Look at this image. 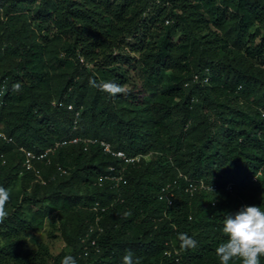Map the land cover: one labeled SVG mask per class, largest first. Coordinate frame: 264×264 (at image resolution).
Returning <instances> with one entry per match:
<instances>
[{"label":"trees","instance_id":"1","mask_svg":"<svg viewBox=\"0 0 264 264\" xmlns=\"http://www.w3.org/2000/svg\"><path fill=\"white\" fill-rule=\"evenodd\" d=\"M90 79L128 92L110 97ZM262 108L264 0H0V130L12 138L0 139L11 194L0 264H121L129 251L139 264H219L226 215L264 209ZM72 136L145 157L79 142L37 162L41 178L24 167L21 147ZM109 166L123 171L117 186L100 179ZM185 177L218 188L191 195ZM174 180L168 205L158 195ZM46 226L64 242L56 254L29 237ZM179 233L197 247L180 249Z\"/></svg>","mask_w":264,"mask_h":264},{"label":"clouds","instance_id":"2","mask_svg":"<svg viewBox=\"0 0 264 264\" xmlns=\"http://www.w3.org/2000/svg\"><path fill=\"white\" fill-rule=\"evenodd\" d=\"M205 77L209 79L208 76ZM89 84L91 87L106 92L110 97L127 94L128 92V89L115 82L100 81L97 83L94 79H90ZM20 89L21 84L19 82L13 85V91L18 92ZM137 155H140L141 158L145 157L142 154ZM208 190L212 192L209 185ZM10 195L7 188L0 186V225L9 217L7 204ZM129 215H131V212L125 213V216ZM222 231L226 236V240L221 242L215 249L219 264H229L233 260H238L240 264H261V259L264 258V209L260 206H244L236 213L226 215ZM178 240L180 249L184 251L197 247V241L187 233H179ZM61 264H77V262L73 256L65 255L61 260ZM121 264H139V258L129 251L122 257Z\"/></svg>","mask_w":264,"mask_h":264},{"label":"built area","instance_id":"3","mask_svg":"<svg viewBox=\"0 0 264 264\" xmlns=\"http://www.w3.org/2000/svg\"><path fill=\"white\" fill-rule=\"evenodd\" d=\"M198 80H199V77L197 74H195L193 76V81H198ZM207 80H208L207 77H205L203 79L204 82H207ZM68 109L73 110L74 108L71 105H69ZM78 114L79 113L76 112V116H78ZM261 116L264 117V108L261 110ZM0 139L5 140L6 142L12 141V138L7 136L2 130H0ZM79 142H82L84 144V150H87L89 143H97L102 147V149L105 153L116 156V157L120 158L121 160H123L125 163H135L141 159L140 155L130 156V155H127L123 150H114L112 145L105 140L97 139V138H81L78 136H72V137H68V138L62 139L60 141H57L53 145L47 147L44 150H40V151L29 150V149H26L24 147H21L20 149L24 152L23 165L25 168L33 170L35 172V174L38 176V178H41L40 170L36 166L37 162L46 161L47 163H49L50 162V156L55 153L56 149L59 146L69 144V143H75L76 144ZM0 157L3 158L2 153H0ZM58 170L61 173H66V170L61 166H58ZM109 171H110V173L101 176L100 179L105 178V179L113 180L115 182V185L117 186L123 180V177H124L123 171L122 170L121 171L116 170V168L114 166H109ZM179 176L182 177L181 174ZM255 179L256 178H254V180ZM185 180L187 183H186V186L184 187V190H185V192L190 193L191 195L194 192H196L198 189L208 190V185L210 186L212 191H214L218 188L217 184L206 183L202 179L193 180V179H188L185 177ZM176 185H177L176 180H174L172 182H167L164 185H162L160 188L158 198L160 200L166 202L168 205H171L173 203V199L175 197L174 188ZM225 189L227 191H232L233 185L228 184V185H226ZM98 207H99V203H96V205L94 206L93 209H97ZM99 229H100V231L102 230L101 228H99ZM94 242H95V240H92V244H94Z\"/></svg>","mask_w":264,"mask_h":264},{"label":"rangeland","instance_id":"4","mask_svg":"<svg viewBox=\"0 0 264 264\" xmlns=\"http://www.w3.org/2000/svg\"><path fill=\"white\" fill-rule=\"evenodd\" d=\"M48 232H49V227L46 226L45 229H43L39 232H36L35 234H30L29 237H31L33 235V236H36L37 238H39L40 240L48 241L49 248H50L52 254H56L63 248L64 242L62 241V239L59 236H56V237L52 236V238L49 237ZM54 233L56 235V232H54Z\"/></svg>","mask_w":264,"mask_h":264}]
</instances>
